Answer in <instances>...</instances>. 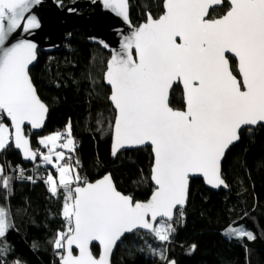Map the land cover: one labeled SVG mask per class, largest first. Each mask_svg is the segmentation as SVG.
<instances>
[{"label": "snow or ice", "instance_id": "obj_1", "mask_svg": "<svg viewBox=\"0 0 264 264\" xmlns=\"http://www.w3.org/2000/svg\"><path fill=\"white\" fill-rule=\"evenodd\" d=\"M103 2L131 24L128 0ZM40 3L0 0V151L14 146L25 159L39 156L56 168L58 179L49 173L45 183L53 196L64 193L66 230L54 240L60 264H111L118 242L141 230L170 243L174 213L183 219L189 199L190 176L227 188L221 172L226 152L241 141L242 131L264 126V0H164L163 14L153 18L148 12L146 22L125 35L112 55L104 74L115 109L112 155L151 146L156 187L147 202L118 191L111 175L95 183L81 177L75 168L79 161L74 165L65 151L76 150L70 121L64 133L40 139L47 154L32 149L25 124L42 128L48 113L29 75L37 45L7 42L17 30L40 27L36 16L26 15ZM217 8L226 10L218 17L210 14ZM174 85L183 89L182 110L171 106ZM10 179L0 166V187L9 189ZM12 226L8 210L0 206V242ZM225 235L255 239L243 228H229ZM93 242L100 245L99 255L90 247ZM7 251L0 243V257ZM151 251L175 264L164 250Z\"/></svg>", "mask_w": 264, "mask_h": 264}, {"label": "trees", "instance_id": "obj_2", "mask_svg": "<svg viewBox=\"0 0 264 264\" xmlns=\"http://www.w3.org/2000/svg\"><path fill=\"white\" fill-rule=\"evenodd\" d=\"M65 4L76 0H60ZM84 1V0H82ZM164 0H129L130 19L139 26L150 12L154 18L163 14ZM226 9L210 14L220 16ZM110 55L88 43L82 30H75L66 47L58 53H39L30 76L39 97L49 108L42 134H31L32 148L45 151L39 138L64 133L71 122L76 150L72 162L88 182L111 174L117 189L134 201H147L153 186L150 180L153 156L150 148L124 152L117 159L111 155L115 111L109 103L110 91L104 74ZM235 66V61H232ZM171 106L184 108L182 89L174 88ZM6 123V121H3ZM23 164L13 146L0 153V166L10 177L9 189L0 187V206L9 212L13 225L6 238L7 255L0 264H60L54 240L66 230L63 216L64 193L53 196L45 183L46 167ZM222 175L229 191L213 192L201 180L190 184L187 209L183 219L176 214L171 242H160L153 235L136 233L119 244L112 264H166L151 249L164 250L177 264H264V127L251 133L242 131L241 141L227 153ZM32 177V180L27 179ZM229 228H243L254 240L225 235ZM193 245L195 249L193 250ZM151 246V249L149 248ZM99 255L97 246L92 247Z\"/></svg>", "mask_w": 264, "mask_h": 264}, {"label": "water", "instance_id": "obj_3", "mask_svg": "<svg viewBox=\"0 0 264 264\" xmlns=\"http://www.w3.org/2000/svg\"><path fill=\"white\" fill-rule=\"evenodd\" d=\"M128 5H129V0H128ZM163 6H164V3H163ZM217 9H220V8H217ZM163 11H164V7H163ZM211 11L212 9H210V13ZM128 13H129V20L131 21L130 5L128 7ZM26 15L36 16V18L39 21L40 27L36 29H32L29 32H24L22 29L17 30V32L13 33L12 36L9 38V41L7 42V46H11L12 44L19 42L20 40H30L37 45V49H36L37 59L31 65H29V75H30V70L33 67H35L38 63L39 53L53 54V53L61 52L66 47V44L71 40V35L75 30H82L89 44L99 46L101 47L103 51L109 54L110 55V58L108 60L109 62L114 52L119 51L121 49L123 37L125 35L131 34V31L133 30V28L139 27L141 24L146 22L145 21L141 23L139 26H134L132 22L131 24H129L122 17L118 16L115 12L107 8L104 5L103 0H84V1L76 0L68 4H65L63 1H60V0H41V3L38 5H34L31 12L27 13ZM104 44H107L108 47L105 48L103 46ZM106 70H107V65H106ZM104 85L110 91V94H111V88L109 85L106 84L105 79H104ZM177 86L179 85H174V88ZM179 87L182 89L181 86ZM182 92H183V89H182ZM171 94L172 92L170 93V98H171ZM37 95H38V92H37ZM183 99H184V93H183ZM109 103L111 104L110 101ZM113 110L115 111L114 108ZM49 112L50 111L48 108V113L45 117L44 126L42 128L33 129L30 127V125L25 124V134H26V131H28L31 134H38V135L42 134L48 122ZM5 121L8 124V126L11 127V123L7 118ZM258 127L260 126H257L254 130H256ZM238 143L234 144L233 146L237 145ZM30 144H31V140H30ZM113 146H114V135L112 133L111 155L113 151ZM233 146H231L230 149ZM31 147H32V144H31ZM145 148H150L152 152L151 146L126 147V148L120 149L115 156L112 155V158L115 160L120 154L124 152L142 150ZM14 149L20 155L23 164L34 166L38 163L39 156L37 157V160L35 161L25 159L22 154V150L16 149L15 147ZM229 150L226 152V155L229 152ZM152 156H153V153H152ZM225 157L221 162V172H222V165L224 163ZM153 162H154V157H153ZM152 168H153V165H152ZM106 175H111V174H106ZM103 177L95 180L94 182H90V183H95L96 181L102 179ZM151 177H152V169H151ZM151 177H150V180H151L153 191H154L156 185L154 184ZM192 180H201L205 188L213 192H216V193L221 190L225 192L229 191V187L213 188L212 186L206 183L205 179L202 176L193 175V176H190V179H189V194H190V184ZM112 181L115 187L117 188L113 178H112ZM150 198L148 200H150ZM187 204L182 209V211L187 209ZM176 214L177 213H174L173 221H175ZM137 233L150 235L148 232L144 230H141ZM135 234H126V236L135 235ZM120 243L121 242H118L117 247L119 246ZM93 246H97L99 249V253H100L101 249H100V245L98 244V242H93V244L90 246L91 249ZM117 247L113 250V255L111 257V264H112L113 257H114ZM73 254L78 255V249H76L75 246H73ZM175 264H177L176 261H175Z\"/></svg>", "mask_w": 264, "mask_h": 264}, {"label": "rangeland", "instance_id": "obj_4", "mask_svg": "<svg viewBox=\"0 0 264 264\" xmlns=\"http://www.w3.org/2000/svg\"><path fill=\"white\" fill-rule=\"evenodd\" d=\"M5 124L8 125L7 123H5ZM52 134H54V133H52ZM52 134H49V135H52ZM49 135H45V136L40 137L38 141H40V139H42V138H44V137H47V136H49ZM39 144H40V143H39ZM40 146L45 150V151H41V152L47 154L48 149L45 148L42 144H40ZM60 150H61V149H59V148L56 149V151H60ZM65 151H66V155H70L71 158H72V154H73V153H68L67 150H65ZM0 153H1V151H0ZM54 159H55V158H54ZM60 163H63V162H60ZM39 165L47 168L48 175H49V173H51V174L53 175V177H55V178L58 179V172H57L56 168L53 167V166H51V165H48L45 161H43V159H42L41 157H40V163H39ZM48 175H47V176H48ZM225 232H226V231H225ZM225 232H224V233H225ZM226 236H228V235H226Z\"/></svg>", "mask_w": 264, "mask_h": 264}, {"label": "built area", "instance_id": "obj_5", "mask_svg": "<svg viewBox=\"0 0 264 264\" xmlns=\"http://www.w3.org/2000/svg\"><path fill=\"white\" fill-rule=\"evenodd\" d=\"M5 120H6V118L3 121H5Z\"/></svg>", "mask_w": 264, "mask_h": 264}]
</instances>
